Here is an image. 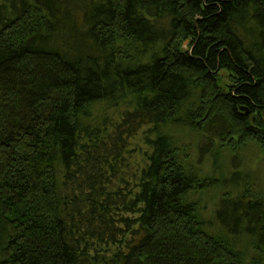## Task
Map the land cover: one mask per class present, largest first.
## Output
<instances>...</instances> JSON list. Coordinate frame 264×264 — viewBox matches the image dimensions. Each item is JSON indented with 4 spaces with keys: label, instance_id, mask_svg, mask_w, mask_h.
<instances>
[{
    "label": "trees",
    "instance_id": "trees-1",
    "mask_svg": "<svg viewBox=\"0 0 264 264\" xmlns=\"http://www.w3.org/2000/svg\"><path fill=\"white\" fill-rule=\"evenodd\" d=\"M250 144L264 0H0V264H264Z\"/></svg>",
    "mask_w": 264,
    "mask_h": 264
},
{
    "label": "rangeland",
    "instance_id": "rangeland-1",
    "mask_svg": "<svg viewBox=\"0 0 264 264\" xmlns=\"http://www.w3.org/2000/svg\"><path fill=\"white\" fill-rule=\"evenodd\" d=\"M185 145L187 146L188 154L192 153V143L190 139H183ZM191 142V146L189 143ZM187 143V144H186ZM258 147L255 144H250L240 152V156L244 160V170L242 171L243 176H248V183L254 184L258 188L264 190V159L261 155ZM226 161H224L223 168L226 167ZM256 187V189H258ZM205 201V200H204ZM207 206L210 208L212 202L208 199Z\"/></svg>",
    "mask_w": 264,
    "mask_h": 264
}]
</instances>
